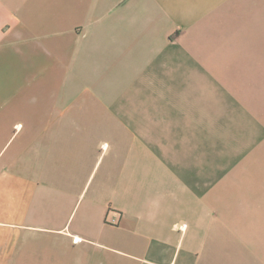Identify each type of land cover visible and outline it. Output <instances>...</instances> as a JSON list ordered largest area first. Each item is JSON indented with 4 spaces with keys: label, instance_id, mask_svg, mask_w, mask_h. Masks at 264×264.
Returning <instances> with one entry per match:
<instances>
[{
    "label": "crops",
    "instance_id": "1",
    "mask_svg": "<svg viewBox=\"0 0 264 264\" xmlns=\"http://www.w3.org/2000/svg\"><path fill=\"white\" fill-rule=\"evenodd\" d=\"M0 264H264V0H0Z\"/></svg>",
    "mask_w": 264,
    "mask_h": 264
}]
</instances>
